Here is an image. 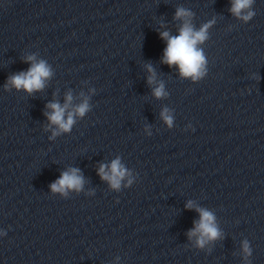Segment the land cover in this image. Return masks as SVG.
<instances>
[{
	"label": "water",
	"instance_id": "obj_1",
	"mask_svg": "<svg viewBox=\"0 0 264 264\" xmlns=\"http://www.w3.org/2000/svg\"><path fill=\"white\" fill-rule=\"evenodd\" d=\"M232 2L0 0V264H264V0ZM180 8L213 21L198 79L162 62ZM28 56L51 70L31 94L8 84ZM69 94L65 119L88 110L64 132L45 113ZM73 168L82 188L54 193ZM197 208L220 232L203 247Z\"/></svg>",
	"mask_w": 264,
	"mask_h": 264
},
{
	"label": "clouds",
	"instance_id": "obj_2",
	"mask_svg": "<svg viewBox=\"0 0 264 264\" xmlns=\"http://www.w3.org/2000/svg\"><path fill=\"white\" fill-rule=\"evenodd\" d=\"M253 0H233L232 7L230 11L233 15L240 17L244 20H248L253 15L252 12H248L247 15L242 16V11L248 9ZM191 13L183 8L177 9L176 18L183 19V26L179 30V35L170 36L167 31L160 33L162 39L167 41V47L164 50L162 62L169 65L178 66L181 76L191 77L193 79H198L202 76L203 68L205 64V57L200 48L197 47L198 44L204 42L207 39V29L211 27L213 21H209L204 24L199 30H195L190 22ZM28 61H32L31 67L27 72H21L19 74L13 75L9 78L8 84L16 89H23L28 93L33 91H38L43 89L44 81L46 78L50 77L51 70L45 61L41 60L35 62L34 56H28ZM149 71L151 72V66H149ZM154 80L153 76L149 77V83L151 84ZM164 88L163 84H160L154 89V95L156 97L163 96ZM67 102L62 107L59 103H50L47 105L51 112L45 113L48 120L52 125H57L60 131L67 132L71 129L74 123V114L83 116L88 110L87 101L80 104L75 108L74 112H68L67 119H65L66 109L72 100L71 94L66 98ZM164 121L171 126L172 118L167 114V111L161 113ZM59 134L58 132H53V136ZM107 168V170H106ZM98 174L101 179L108 181L110 186L114 189H118L121 184V180L126 175V170L121 165L120 160L116 159L111 162L110 167L101 165ZM83 177L79 174V169H70L61 174V177L53 184H51V190L59 193L66 194V190L74 189L80 190L83 186ZM131 183V181H129ZM186 207H193L190 201ZM200 214V220L196 223L195 228L189 232V237L197 236V245L203 247V245L208 240L217 239L220 236L215 223L214 216L212 213L205 209H196ZM244 251L246 255H250V250L247 246V242L244 245Z\"/></svg>",
	"mask_w": 264,
	"mask_h": 264
}]
</instances>
